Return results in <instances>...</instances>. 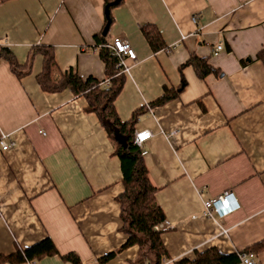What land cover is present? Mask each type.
Here are the masks:
<instances>
[{"label":"crops","instance_id":"obj_1","mask_svg":"<svg viewBox=\"0 0 264 264\" xmlns=\"http://www.w3.org/2000/svg\"><path fill=\"white\" fill-rule=\"evenodd\" d=\"M112 17L107 42L120 37L136 53L124 58L116 112L125 121L145 106L135 130L153 133L142 148L171 224L160 227L169 255L163 264L209 248L235 253L264 238V0H123ZM146 23L157 26L165 49L149 47ZM103 25V0H8L0 5V46L24 63L30 46L52 45L61 70L104 80L93 39ZM192 55L217 73L200 78L185 64ZM41 68L36 55L31 73L18 79L0 60V138L11 143L0 147V255L49 239L54 255L18 264H131L138 247L118 251L127 235L115 140L85 111L84 96L42 91ZM165 87L177 96L150 108ZM224 192L239 208L204 214V201ZM109 252L116 254L101 262ZM246 255L264 264V251Z\"/></svg>","mask_w":264,"mask_h":264},{"label":"trees","instance_id":"obj_2","mask_svg":"<svg viewBox=\"0 0 264 264\" xmlns=\"http://www.w3.org/2000/svg\"><path fill=\"white\" fill-rule=\"evenodd\" d=\"M8 0H0V5ZM115 0H103L104 25L93 35L94 49L104 64V80L93 76L81 78L73 67L61 70L56 62L55 50L52 45L35 44L30 46L27 60L19 63L13 52L6 46H0V60H5L10 71L21 79L31 73V65L36 55L42 56V68L35 75L39 88L48 93L68 89L74 96H84L86 99L85 111L95 113L104 127L108 137L114 141L113 130L110 125L118 128L119 132L127 137V146L123 147L115 142L114 153L121 163L123 190L116 197L120 205L121 230L127 235L126 241L118 251L130 246H137L138 253L131 264H163L169 258L168 252L162 242L160 225L165 220L162 208L156 201L157 188L149 178L148 169L144 162L142 148L133 140L135 124L140 116L146 112L145 106L136 108L129 119L122 121L115 109L114 102L125 83V67L118 65L121 56H118L106 40L103 29L113 22L112 10L123 0L114 4ZM107 9V13H105ZM141 32L153 51L166 48V44L158 30L152 23L141 26ZM261 51L258 55L261 56ZM186 65H191L200 78L208 73H217V69L210 66L204 58L190 56ZM183 86V83L179 88ZM178 92L174 88L165 87L162 94L150 102V108L162 105L175 98ZM264 251V238L256 241L244 249L230 254L220 253L215 248L197 252L191 260L182 259L178 264H239L240 254L257 255ZM57 252L49 239L41 240L27 248L16 247L10 255H0V264H18L33 262ZM116 252H109L100 258L107 261L114 257ZM76 262L75 260L73 261Z\"/></svg>","mask_w":264,"mask_h":264},{"label":"built area","instance_id":"obj_3","mask_svg":"<svg viewBox=\"0 0 264 264\" xmlns=\"http://www.w3.org/2000/svg\"><path fill=\"white\" fill-rule=\"evenodd\" d=\"M192 20L196 21V16H192ZM110 46L113 49V51L118 55L121 56V60L118 65L124 66V58H129L131 60H136V53L134 49L131 47V45L124 39L120 37L114 38L110 42ZM222 45L218 44L214 47L210 48V52L214 55H216L220 50H222ZM125 67V66H124ZM126 70V68H125ZM153 136V133L148 129H141V130H135L134 131V143L138 147H143V144L149 140ZM11 146V143L7 142L5 136H2L0 138V147L3 150L8 149ZM142 153L144 154L145 151L142 148ZM232 196L229 192H224L217 194L215 196H212L209 200L204 201V214L211 215V208H213L214 211L218 212L222 216H226L229 214L230 211H232L235 208L236 200H234V204L232 205L230 203V197ZM161 229H168L171 227V224L167 221L162 222V224L159 226ZM240 263L239 264H254V261L247 256L246 254H240Z\"/></svg>","mask_w":264,"mask_h":264},{"label":"water","instance_id":"obj_4","mask_svg":"<svg viewBox=\"0 0 264 264\" xmlns=\"http://www.w3.org/2000/svg\"><path fill=\"white\" fill-rule=\"evenodd\" d=\"M118 1L119 0H115L113 3L114 4H116V3H118ZM107 9H105V13H107ZM108 27H109V23H107V25L104 27V29H103V34L105 35L106 33H107V31H108ZM37 125H39V123L37 124ZM110 127L112 128V130H113V136H114V140L116 141V142H118L119 144H121L123 147H126L127 146V137H125L124 135H122L120 132H119V130H118V128H116V127H114V126H112V125H110Z\"/></svg>","mask_w":264,"mask_h":264},{"label":"clouds","instance_id":"obj_5","mask_svg":"<svg viewBox=\"0 0 264 264\" xmlns=\"http://www.w3.org/2000/svg\"><path fill=\"white\" fill-rule=\"evenodd\" d=\"M235 202H236L235 208L232 211H230L229 214L233 213L235 210H237L239 208L240 204L238 203L237 200Z\"/></svg>","mask_w":264,"mask_h":264}]
</instances>
